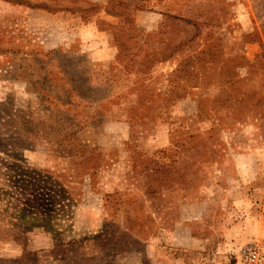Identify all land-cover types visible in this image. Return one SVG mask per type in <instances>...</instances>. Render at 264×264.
Returning a JSON list of instances; mask_svg holds the SVG:
<instances>
[{
	"label": "rangeland",
	"instance_id": "rangeland-1",
	"mask_svg": "<svg viewBox=\"0 0 264 264\" xmlns=\"http://www.w3.org/2000/svg\"><path fill=\"white\" fill-rule=\"evenodd\" d=\"M0 264H264V0H0Z\"/></svg>",
	"mask_w": 264,
	"mask_h": 264
},
{
	"label": "trees",
	"instance_id": "trees-1",
	"mask_svg": "<svg viewBox=\"0 0 264 264\" xmlns=\"http://www.w3.org/2000/svg\"><path fill=\"white\" fill-rule=\"evenodd\" d=\"M4 261H8V260H0V262H4Z\"/></svg>",
	"mask_w": 264,
	"mask_h": 264
}]
</instances>
